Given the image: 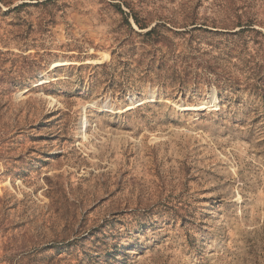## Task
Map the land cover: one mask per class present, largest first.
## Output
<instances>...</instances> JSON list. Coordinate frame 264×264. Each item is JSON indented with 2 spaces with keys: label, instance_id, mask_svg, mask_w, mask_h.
I'll return each mask as SVG.
<instances>
[{
  "label": "rangeland",
  "instance_id": "rangeland-1",
  "mask_svg": "<svg viewBox=\"0 0 264 264\" xmlns=\"http://www.w3.org/2000/svg\"><path fill=\"white\" fill-rule=\"evenodd\" d=\"M0 264H264V0H0Z\"/></svg>",
  "mask_w": 264,
  "mask_h": 264
},
{
  "label": "trees",
  "instance_id": "trees-1",
  "mask_svg": "<svg viewBox=\"0 0 264 264\" xmlns=\"http://www.w3.org/2000/svg\"><path fill=\"white\" fill-rule=\"evenodd\" d=\"M134 21L139 29L145 30L143 34L138 35L142 37V42L149 47V49L146 50L145 53V55L148 56L146 67L148 69L154 67L158 68L163 73L168 74L170 78L177 79L182 84L199 79L201 75L196 71L197 69H202L205 73H211L215 71L214 68L210 66L208 60L200 58L202 63H199L197 61L199 56H195L196 53L203 56L209 52L208 47L200 48L199 46L193 44L194 42L199 40L200 34H198V32L214 36L223 35L225 37H233L240 35L246 31H254L250 27V24H246V27H243V25H239V30L230 33L213 30L211 29V27H204L205 24L198 25L197 23L192 22V27L188 29H185V27L180 31L167 29V31L181 38L177 42H174L167 36H165V34H163V32L160 30V24L156 23L153 26H145L140 24L138 20H136V18H134ZM212 28L216 27L212 26ZM220 44L222 43L215 41L206 43V45L211 48H217L219 47L217 45ZM237 48L238 45L234 43L232 48H228L229 52L226 53L227 56L232 53H236Z\"/></svg>",
  "mask_w": 264,
  "mask_h": 264
}]
</instances>
